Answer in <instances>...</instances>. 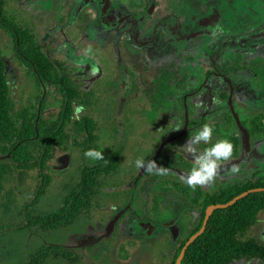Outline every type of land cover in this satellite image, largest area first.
Wrapping results in <instances>:
<instances>
[{
  "label": "rangeland",
  "instance_id": "obj_1",
  "mask_svg": "<svg viewBox=\"0 0 264 264\" xmlns=\"http://www.w3.org/2000/svg\"><path fill=\"white\" fill-rule=\"evenodd\" d=\"M143 6L144 0H15L13 6L5 9L18 20H31L46 50H51L58 60L99 64L100 68L91 69L102 72L96 81L102 103L96 108L99 115L94 113L96 109L92 114L105 118L111 113L112 120L107 125L101 123V131L97 132L101 138L92 149L102 151L105 159L110 149L121 147L122 163L113 178L118 185L109 184L102 191L99 209H94L86 219L47 232L26 226L28 216L56 210L77 180L79 168L101 160L85 157L87 150L68 148L60 162L55 161L48 170L51 180L35 204L30 202L36 185L35 172L5 177L0 190V264H27L31 254L47 245L75 247L78 264H165L179 235L188 232L198 220L199 215L191 208L186 194L195 196L264 166V158L260 162L251 157L245 164L234 165L239 169L235 173L221 166L211 186L189 188L181 177L194 164L186 144L192 132L153 160L163 146V134L167 135L173 124L182 123L188 106L192 107L189 118L195 117L194 97L205 80L206 70L214 63H226L230 69L246 63L241 72L245 76L252 74L248 80L251 90L246 94L254 96L257 92L255 96L264 99V63L238 58L226 34L228 31L235 43L260 37L264 0H165L164 11L178 19L179 34L160 31L147 45L138 47L130 40L122 21L127 11L142 10ZM98 8L108 12L107 21L116 26L110 39L103 20L99 21ZM153 10L154 7L149 12ZM149 12L143 14L145 21ZM95 48L99 51L93 62L84 54L92 55ZM0 55L6 63L9 81L10 116L19 125L38 89H33L32 72H24L1 32ZM51 100L46 99V106L53 104ZM236 104L239 121L244 120L256 135L252 141L249 138L248 144L253 143L260 152L264 109L249 107L242 99ZM213 121L219 128L217 140L231 138L235 127L239 130L235 119L231 121L227 115L220 114ZM192 147L198 153V145ZM261 153L264 154L263 149ZM5 158L0 156V160ZM138 158L145 163L153 160L169 169V173L156 175L153 169L143 178L144 169H137L134 164ZM246 236L264 240V213ZM67 263L59 258L46 261V264ZM243 264L259 263L253 260Z\"/></svg>",
  "mask_w": 264,
  "mask_h": 264
},
{
  "label": "trees",
  "instance_id": "obj_2",
  "mask_svg": "<svg viewBox=\"0 0 264 264\" xmlns=\"http://www.w3.org/2000/svg\"><path fill=\"white\" fill-rule=\"evenodd\" d=\"M14 4L15 0H0V32L4 33L5 41H9L15 58L29 65L30 63L25 61V57L28 58L40 75L43 70L45 71L51 83L57 86L69 85L75 78L71 74L61 76L60 72L52 67L55 62L50 57V52L42 45L40 34L31 20L30 22L18 20L5 11L9 5ZM151 5H154V10L149 13L148 19L144 22L149 26L148 30L150 29L152 34L156 32L158 34L160 31L179 34L178 19L164 11L165 0H144L140 15L147 13ZM137 15V13L130 14V17ZM162 16H169V18L158 29V23L163 21L160 20ZM103 26L105 30L110 29L104 24ZM135 31L136 29L132 27L129 32L135 33ZM139 31L135 33L136 36L141 34ZM258 31L264 33V25ZM133 33L131 40L135 43ZM226 34L227 42L237 51L238 58L245 57L254 63H264L263 38L256 37L250 43H235L231 40V34L228 31ZM144 44L147 45L145 41ZM63 62L70 61L66 59ZM245 65L246 63H243L230 69L226 63L221 65L214 63L206 70L205 80L200 89L205 96L203 119L197 116L189 118L191 106H188L185 111L187 115L183 114L181 118L182 123L173 124L174 129L169 135L164 136V145L153 160H157L162 152L190 137V133H194L202 124L210 123L213 126V137L208 145L203 142L198 145V152H202L205 147L217 140L215 137L219 128L213 119L222 114L227 115L232 121L234 117L231 108L238 116L240 115L236 104L238 99H242L249 107L255 105L256 108L264 109V99L257 98L258 96H255L257 92L253 93L254 96L246 94L251 90L248 80L252 74L248 73L245 76L241 72ZM6 75V63L0 55V156L6 157L0 160V190L5 177L15 174L23 177L28 172H35L36 185L30 201L35 204L44 195L49 185L51 175L48 170L55 161L59 163L60 151H66V147L72 144L78 149H92L99 139L97 134L99 128L92 117L74 115L75 103L80 107L91 105V102H88L87 91L77 92L78 88L74 91L73 89L63 90L62 102L57 105L58 107L56 106L53 116H46V111H43L44 105L40 104V108H37L35 102L26 107L19 125L15 124L10 116V92ZM246 96L248 98H245ZM241 124L247 129L252 141L256 135L249 130L244 120H241ZM228 140L233 144V154L229 161L220 162L224 169L230 170L234 165L245 164L251 157L259 159L260 162L264 158V154L261 153L262 149L264 152V140L261 144L258 142L260 152H257L253 143L245 145L242 134L236 127L235 133ZM121 163L122 148L114 147L109 150L105 159L82 165L79 168L77 180L64 194L60 206L42 215H29L26 226L47 232L88 218L94 209L100 208L102 191L109 187V184L118 185L113 178L118 174ZM148 175L149 173L145 170L141 172V177ZM257 187H264V166L253 169L244 177L227 181L223 185L197 193L195 196L186 194L191 208L199 215L198 220L188 232L179 235L170 259L165 264L175 263L187 238L200 228L207 206L226 203L241 192ZM24 207H28V204ZM263 211L264 191L249 193L226 208L215 209L204 231L187 248L181 264H243L253 260L264 264V240L255 236H246L247 232L256 226L258 217H261ZM122 216L123 213L120 217ZM114 221L113 223L116 222ZM50 258L63 259L68 262L67 264L79 263V255L75 247L47 245L31 254L27 264H46Z\"/></svg>",
  "mask_w": 264,
  "mask_h": 264
},
{
  "label": "flooded vegetation",
  "instance_id": "obj_3",
  "mask_svg": "<svg viewBox=\"0 0 264 264\" xmlns=\"http://www.w3.org/2000/svg\"><path fill=\"white\" fill-rule=\"evenodd\" d=\"M152 7H154V5H151L149 7L148 12H149V10ZM97 12L99 14L98 15L99 21L103 20V24L106 25L108 28H110V29L106 30L108 32L107 33V38L110 39L109 35L111 33V30L113 28H115V27L111 26L110 25L111 23H109L107 21L106 16L108 15V12L103 11L104 12L103 13V12H101V9H99V8H98ZM136 13L138 14L137 15L138 17L137 16H131L130 17V14H136ZM140 13H141V9H139L138 11H127L126 15H125V19L122 21V25L123 24L125 25V27L127 29V32H128V34L130 36V40H131V36H132L131 34L133 32L130 33L129 31L132 30V27L136 29L135 33L140 30L139 31L141 33L140 35L137 34V36H136L135 33H133V35H135L134 36L135 37L134 38V40H135V44L134 45L138 46V47L142 46V44L145 45L144 41L146 42V44H148L149 41L153 40L154 37L157 35V32L152 34V31H150V29L148 30L149 26L147 27L146 23H144L146 21L144 20L143 15H140ZM168 18H169V16H162L160 20H163V22H164ZM146 29H147V31H146ZM115 30H116V28H115ZM140 36H142V38ZM260 37L264 39V33H261ZM253 39H255V38H253ZM252 40L248 41L246 43H250V42H252ZM42 45L44 46V43ZM121 50L122 49L120 47L119 51L121 52ZM50 51L51 50H48V52H50ZM98 51L99 50L97 48H95V52L92 53L93 56L90 55V54H87V53L84 54V55L88 56L89 58L92 59L93 62H95V57H97V55H98L97 52ZM51 55L52 56H50V57L55 62L54 64H52V67L55 70H57L58 72H60L61 76L62 75L66 76L67 74H71L72 77H74L75 79L73 81H71V83H69V85H65L64 86V84H61L60 86H57L54 83L50 82V80L46 76L44 70L42 71V73H41L42 76H41L37 72L36 67L33 66V63H31V61L28 58L25 57V61L29 62L30 64L27 65L26 63H23V61H21L22 67L25 69L24 72H26V71H28V73H30V71L32 72L31 73V79H32V83H33V89H35V88L38 89V94L37 95H32V101H30V104H34L36 102L37 108H40V104H43L44 105L43 111H46V116H53L54 115V110L56 109V106L59 105L62 102L63 90L71 91L73 89V91H74L76 88H78V89H76L77 92H79L81 90L87 91V93L89 94L88 102H91V105L90 106H86V107H84V106L80 107V106H78L75 103V114L74 115L75 116L86 115V116L92 117L97 122L99 131H101V128H102L101 123H105L107 125L109 122H111L112 114L108 113L106 111V115H107V113H108V115L105 118L93 117V114H92V112L97 108V105L99 103L100 104L102 103V98H100L97 95V92L99 91L100 86L98 84H96V81H98L101 78L99 76L101 75L102 72L100 71V69H97V71H95V72L92 71V69H91L93 67L94 68H96V67L100 68L99 64H95V65L93 63L92 64H90V63H79V64L77 63V64H74L73 62H71V60H70L69 63H67V62H63V60H66L67 58L66 59L62 58V60L61 59L58 60V58L56 57V55L54 53L53 54L51 53ZM14 60H15V58H14ZM16 60H18V59L16 58ZM67 60H69V59H67ZM124 66H125V64L123 65V68H124ZM202 85L198 88L197 94L195 95L194 100H193L194 101L193 103L195 104V109H196L195 110V116L200 117L201 119H203V115H204V112H205V107H204L205 96L202 93V90L200 91V89L202 88ZM47 98H52L53 99V100H51L53 102L52 105L46 106V99ZM187 109H188V107H187ZM191 111H192V107H191ZM193 111H194V109H193ZM94 113L96 115H99V113L97 112V109L95 110ZM109 115H110V117H109ZM184 115L186 116L187 114L184 112ZM102 120H104V121H102ZM111 129H115V128L111 127ZM173 129H174L173 125L171 127H169L167 129V135H169L172 132ZM167 135L163 134V138H164V136H167ZM100 138L101 137L99 136V139ZM114 138H115V136H113L111 139L114 140ZM161 144H159V147L161 146ZM73 146H74L73 144L72 145H68L65 150H67L68 148L73 147ZM119 148H121V147H119ZM171 149H168V150H171ZM197 152H198V150H197ZM60 153H61L60 157L58 158L59 162H60V159L63 158L64 155H66V151H64V152L60 151ZM155 157L156 156H154V158ZM145 177H147V176H145ZM145 177H143V178H145Z\"/></svg>",
  "mask_w": 264,
  "mask_h": 264
},
{
  "label": "clouds",
  "instance_id": "obj_4",
  "mask_svg": "<svg viewBox=\"0 0 264 264\" xmlns=\"http://www.w3.org/2000/svg\"><path fill=\"white\" fill-rule=\"evenodd\" d=\"M212 137L213 126L210 123H204L186 142L188 145L187 151L192 155L194 164L188 173L181 177V181L189 188L211 186L221 168L220 162L229 161L232 157L233 144L228 139H218L210 146L205 147L202 152L195 153L192 146L199 145L201 142L208 145ZM84 155L94 160L104 159L102 151L96 149H89L85 151ZM134 164L137 169H144L148 173H152L153 169L156 170V175H167L169 173V169L158 166L155 161L145 163L143 158H138L134 161ZM231 171L235 173L239 169L233 166Z\"/></svg>",
  "mask_w": 264,
  "mask_h": 264
},
{
  "label": "water",
  "instance_id": "obj_5",
  "mask_svg": "<svg viewBox=\"0 0 264 264\" xmlns=\"http://www.w3.org/2000/svg\"><path fill=\"white\" fill-rule=\"evenodd\" d=\"M81 62H83V61H81ZM229 103H230V100H229ZM231 111H232L233 117L236 121V124L238 126V129L242 134L244 143H245V145H248V140H249L248 132H247L246 128L241 124V122L239 121L238 115L233 111L232 108H231ZM261 191H264V187L252 188V189L241 192L240 194L236 195L235 197H233L232 199H230L226 203H216V204H211V205L207 206L205 209V212H204V216H203V220H202L200 228L187 238V240L183 244L181 250L179 251V254H178L174 264H181L182 258L184 257V254H185L187 248L204 231L205 226L207 224V221L215 209L226 208V207L232 205L233 203H235L236 201L240 200L244 196L248 195L249 193L261 192ZM115 218H116V216H115ZM115 218H114V220H115Z\"/></svg>",
  "mask_w": 264,
  "mask_h": 264
}]
</instances>
